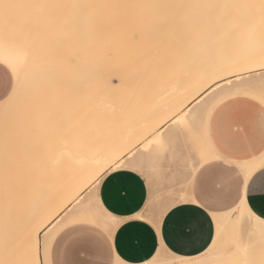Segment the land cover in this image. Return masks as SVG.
Here are the masks:
<instances>
[{
    "label": "bare ground",
    "instance_id": "bare-ground-1",
    "mask_svg": "<svg viewBox=\"0 0 264 264\" xmlns=\"http://www.w3.org/2000/svg\"><path fill=\"white\" fill-rule=\"evenodd\" d=\"M14 1L18 2L16 4H30L36 2L38 3L40 0H18V1L14 0ZM251 1H253L252 3L254 4V2H257L258 0L256 1L251 0ZM251 1L249 2V0H247V2L246 1L244 2H246V4H252ZM141 2L158 3V4L208 3V4L228 5V7L221 6L216 8H153V9L124 7V5H131ZM244 2L234 3L233 0H44L43 3L57 4L64 6L47 8V9L22 7L21 9L24 11L23 13L26 16V18L25 16L22 17L23 21L20 24H24V25L21 26L22 27L25 26L26 28H28L26 30L27 31L29 30V32H30V28L31 30L32 29L37 30L36 32H34L33 35H31L32 31L29 34H25L24 30H21L24 32V35L26 37L22 34H18V36L20 35V37L18 39L16 38L17 41L14 43L17 46L23 47L28 53L27 63L21 69V88L19 90V93L20 95L21 94L24 95V97H21L24 103L23 107L25 105L26 106L29 105L28 106L29 110H33V111H31L32 115H28L25 112L20 111L21 114H23L22 115L23 117L21 115H18L20 113H17L15 111H14L15 113L9 116L7 114L9 110L5 111L6 114L8 115L6 116L5 114V117H7L8 120L10 119V117L12 119V121L10 119L9 124L6 125H11V124L13 125L14 119H16L18 123L19 120L24 121V124L23 122L20 121L19 123V125L21 124L20 126L16 124L17 126H13L12 128L10 126L7 127L8 128L10 127L9 129H11L13 134H17V136L21 138L25 137L24 139L27 140L32 133L37 132L36 127L39 122L38 119L40 118L41 120L42 119L41 117H43L44 119L46 115L52 113L50 111L54 108L52 113L53 116L52 115L49 116H52L57 121L54 122V120L51 119L54 122V126L57 129V132H54V134L52 135L55 136L53 138L52 143H55L53 144V146L54 145L57 146L52 147L51 145L50 147L53 149L56 148L55 151L56 150L58 151V146H59V155L61 157H58V153L55 154V151H53V149H50L54 153L53 154L50 152L51 156L52 155L56 156L55 158H57L60 161V159L62 158V154L65 153V155H67V153L74 151L75 154L72 153L74 155L72 159L74 160L75 155L78 156L77 158H79L78 159L79 161L77 160V158H75L74 161L75 164L79 163L78 164L80 168L79 172H81V169H82V173L86 172L85 166L88 165L89 163L90 164L92 163V165H94L92 168L89 167L94 172L91 173L92 170H90L88 166H86L91 174L79 175V173L77 172L78 170H76L77 173L74 175H79V177L76 178V176H74L73 174L72 177H69L71 174L70 175L67 174L68 172L67 171L65 173V175H69L68 176L69 178H67V176L63 174L64 172L62 173L63 175H61V171H60L64 167L63 164L65 163V161L63 159H65L64 157L65 155L62 158L64 163L62 160L60 161V163H58L55 161L53 156L52 157L50 156V158H48L49 161H47L48 159L47 160L44 159L43 161H45L46 163L45 162L43 163L44 164L48 163V165L51 167L56 164L55 165L56 168L60 166L57 168L58 174L60 171L59 176L58 174L54 175L56 179L58 176V180L59 179L60 180L57 181L52 176H51L52 178H49L51 173L48 179L50 180L52 179L58 182V183L55 182V184L57 185L59 184L58 188H60V186L63 187L64 186L63 183H67L63 188L62 187L60 188V191L62 190V193H60L55 186L51 185L52 183L54 184L53 181H51V184H49V182L48 184L46 182L43 183H46L49 186L51 185L52 186L51 188L55 187V190L52 189L50 190V188L48 189L47 186H45L46 184L42 186L41 184L39 185L38 183L41 182L36 183L37 180L35 179V177L37 178L36 174H38V172L41 170V169L39 170V168L40 167L42 168V164L41 166H39V168L37 167L38 166L37 164L41 162L38 161L39 159L37 160L38 162H36L37 166L34 165L35 169L38 170L32 171L34 166H31L33 167L32 169L28 168L30 173H32V175L34 174V172H36L34 177L35 180L33 181H35L34 183L36 185L38 184L39 186H33L32 184L28 185L30 182H32L31 179H33L31 178V175L29 173L28 174L30 176L27 177L29 179L31 178L30 179L31 181H29L27 185H24L23 184L24 182L26 183L28 182L27 181L28 178L24 177L26 178V181L24 178L21 179L23 175L21 176L19 173L20 172L26 173L28 169L26 168L27 165L25 167L26 164L25 162H24L25 163L24 166L21 164L22 163L21 161L22 160L24 161V159H22L23 157L21 158V156L17 154V150L20 149L21 144H16V145L13 144L11 146H9V144H4L3 147L5 151L11 150L13 153H11L9 159L7 158L8 160L6 162H4L3 164L0 163V171H3L0 172V180L5 181L4 176H6L5 175L7 173L6 171L9 172L13 170V173H15L16 170L17 171L19 170L20 172H16L18 174H15L14 177L12 176L13 177L12 181L14 180V178L16 180L17 178L16 176L20 175L17 178V181L19 180L18 184L19 182H22V185L21 183L20 185H17V183L13 181L14 185L9 186L8 184L12 183L11 181L7 184L8 185L7 188H4L6 186L4 187L2 186L5 190L0 189L2 191V193H0V215L2 214L3 216L0 217V233H1L0 244L3 243V242L1 243V240L4 241L6 235H10L15 238L27 236L32 245L33 253L34 254L37 253L40 244L39 234L45 235L46 231L49 228H52L57 222L59 223V221L66 215V210L70 206H72V204L81 202L83 200V194L89 188H94L96 186V183L98 181L96 180V176L105 173L109 169V165L121 166L122 164H125L124 163L125 158L127 157L129 158L130 155L134 154V151L131 150V147L133 146L134 143L137 142L136 138L138 137V134L136 132L135 133L132 132L134 130L133 126H128L130 128L129 130L128 128L127 129L120 128L119 130L122 131H119L117 135V132H113V130L112 131L110 130V125H111L109 123L110 121L109 122L106 121L108 118L107 119L105 118V117H109V115L106 116L105 114H107L106 113L107 107L109 108L110 106L109 93L112 91L111 90L113 87L112 79L114 78V76L120 75L118 78H120L122 82L120 84L119 79L116 77V84L121 86L123 82H124L123 84L126 86L127 84L126 82H128V80L130 79L129 82L132 81V83L129 82L128 83L130 86L133 85L131 86L132 89L133 88L136 89V86L140 87L139 81L141 82L144 80V79H137L138 83L136 80V78L141 77L140 74L141 69H143V72H141L143 75L148 71L144 75V77H146L147 75L146 78H148V76L150 75L149 69L153 72H156L157 69H160L158 71L160 72L161 75L165 76L164 78L167 79L170 78L171 76L170 80H173V81L168 80V82L167 80L165 81L162 80L163 82H161V80H158L160 78H158L157 82L155 81V83H153L155 86H157L156 83L158 84V81H160L159 83L161 84L160 86L163 87L164 85L168 86L167 87L168 92L170 89H173V95H176L174 97L175 99H173L172 97L174 101H171L172 99L169 100L171 102H174V104H177V107L176 105L169 106V104H172L170 101L169 102L167 101L168 104L166 107L164 103L162 104L163 106L162 105L160 106L162 111L163 109L167 108L166 110L163 111L164 114L166 113L165 111L169 110V112H171V114L173 115H171V117L167 119V116L170 114V113L168 114L167 112L166 114L168 115L166 117H162L161 113L163 112L161 111L160 107H156V105L158 104H156L154 108V110L155 109L158 110H155L154 112L152 108H149V110L151 109L150 110L151 113L149 111L147 112V110L145 109L143 113L144 112L147 113L143 114V119L141 120L142 121L141 124H143V127L139 131L140 134L142 133V135L140 136H143V133L150 131L151 127L160 129L164 127L169 121L171 122V120H177L180 116L181 117L184 116L186 112L184 111L182 112V110L187 105L198 104L202 102L205 98L211 99L214 95H216L215 93L217 92L219 86H221L222 84H226L227 82H229L230 79L235 80L238 79V77H240L241 75L245 76L252 72H256L264 69V63L256 64L257 63L256 61L259 60L258 57L261 58V56L258 53L253 56H248V54L246 55V53H239L240 54V55L238 54L239 56L238 55L232 56L231 54L225 55L222 51H220V47L222 43L225 42L226 44L227 42V44L230 45L234 43L233 40H231L232 37L230 38L228 37V34L234 31V29L230 32L229 30H227V28L230 29L231 27L230 24L236 25L237 21L240 22L241 18L239 16L242 14V11H240L239 9L242 8L240 5H242ZM84 4L91 6L85 8L72 7V5H84ZM242 10L246 11L244 9ZM238 11H240L241 14ZM255 11L253 10L252 12L254 13ZM252 12L251 15L258 17L256 16L258 14L255 13L256 14L255 15ZM31 16H33L36 19L33 20L32 17L31 20ZM235 16L236 18H234ZM253 18L251 22L256 19ZM235 20L237 21L235 22ZM229 22L230 24H228ZM224 26L225 27L228 26V27L225 28ZM226 32L228 33L227 35L225 34L226 35L225 36L224 33ZM233 33L234 32L231 33V36H233ZM226 37L228 38L229 42L227 41V39L222 40L223 38ZM12 39L13 38H11V41H15V39L13 40ZM256 43H259V41H256L255 44ZM258 45L259 44H256V46ZM153 54H155V56ZM150 56L152 57V59L153 58L156 59L155 60L149 59L148 57ZM145 57H147V60L149 59L148 60L149 62L145 60L146 59ZM159 57L161 58L163 57L165 58V60H163V58L158 59ZM143 60L147 62L146 64L147 67L149 68V69L147 68L148 70L146 69L145 66H143L145 67L144 70V68H141L142 66L140 67L139 65V64H143L144 62ZM161 60H163L164 63H162L163 61ZM166 60L168 62H166ZM114 61H115V65L113 64ZM128 61L131 62L132 64L130 63L131 64L130 65L127 63L128 66H126L127 64L125 63V65H122L124 64V62H128ZM153 61H154V66H156L157 69L156 67L154 68V66L148 64V63L153 64ZM239 61L241 65L239 64ZM160 62L162 63V67L160 65ZM158 66L161 68H158ZM122 67L123 68L127 67L126 71L128 72L126 73L128 74L130 73V71L135 73V75L133 74L134 76L133 79L130 78L132 77L131 75L132 73H130V76L126 74L127 76H125L124 79L122 72H124L125 69H121ZM162 71L164 72V74ZM167 72L169 73L171 72L170 76H168L169 74H167ZM138 74H140V77ZM157 75H156L157 77L160 76L159 74ZM153 76L155 75L153 74ZM178 76H180L181 79H179ZM151 77H150V81L153 79V78L151 79ZM175 78L180 80L179 81L180 83L178 82V84L180 85L177 84L178 81L177 79L174 80ZM117 81H119V83H117ZM143 82L146 83L145 80ZM143 82H141V87ZM172 83L174 84V86ZM137 84H139V86ZM148 84L149 86L154 87L153 84L149 83V81ZM246 84L247 83H245V86ZM256 84L258 88L257 87L255 88L256 91L258 90V94H256L255 97H258L260 101L261 98H264V79L261 81L258 80ZM249 85L250 87H252L251 84ZM149 86L148 87L146 86L147 89L145 90L148 91ZM160 86H157L158 90L161 88ZM180 86H181V90H178ZM242 86L240 85V89ZM57 88H59L58 89L59 91L57 90ZM118 88L120 87L118 86ZM157 89L154 90L156 91ZM165 89L166 87L163 90ZM176 89L179 91V93L178 91H176ZM233 89L230 90L233 91ZM240 89L239 92L242 91ZM160 91L159 93H161ZM182 91L186 92L187 97L185 96L184 92H183L184 94L183 96ZM30 92H33V94L34 93L38 94L37 95L38 97L34 102L35 103L34 109L31 108V106L34 104L30 103V99H31ZM153 92L154 91H152V93ZM230 93L229 94L226 93L225 95L220 94L221 96L218 94L216 95L218 96V99L216 98V96L215 99L213 97L215 103H213L212 100L210 101V103L212 102L213 106H215L218 103L222 102L225 98H227L230 95ZM234 93L235 92H232L231 94L234 95ZM243 93H245V91ZM36 94L34 95L36 96ZM168 96L169 95H167V97ZM31 97H33L32 94ZM18 98L20 99V96H18ZM17 101L15 104L20 103L21 105V102L17 103ZM31 101L33 100L31 99ZM52 104L54 105V107L52 106L53 108H51ZM12 105H14V103H12ZM49 105L50 107H48ZM57 105L58 108H56ZM17 106L15 108H17ZM46 107L48 108V110ZM4 108L5 106L0 108V116H3V118H4L3 115ZM171 108L172 110L170 111ZM90 110L93 111V115H91V118L88 116L89 118L86 119L85 117L86 115H88L87 113L89 114L91 113ZM158 111H160V113ZM26 112L28 113V111ZM156 112H158L157 114L160 115V117L157 115L159 118L162 117L164 119H158L157 116L152 114V113L156 114ZM148 113L152 114L151 116L152 118L153 115L156 117L153 118L156 121L154 126L151 124V121H148L152 119L150 118V114L148 115ZM16 114L18 115L17 117ZM36 114L38 115L41 114V117H38V115ZM25 115H27L26 116L27 118L26 117L24 118ZM34 115L37 116L35 118L36 120L33 118ZM20 117H22L24 120H22ZM0 118L2 119V117ZM165 118L167 120H165ZM1 119L0 121H2ZM207 120L208 117L205 118L204 121L205 126ZM126 130H128L129 132ZM110 131L111 134L115 133V135L112 134L115 137H113L112 135L109 137ZM158 134L159 131H156L149 137V139L152 140L158 137L159 136ZM111 137L115 139V142H113L114 139L111 140ZM106 138L113 142L112 147H110L111 145L108 144L110 142L109 141L107 142ZM7 139L8 138H6V140ZM8 140H10V138ZM100 140H103V143L105 140V145L104 146L101 145L102 148L97 147V144H99L98 142L102 144ZM61 141L62 142L64 141V143H66L65 146L66 151H64L63 153L62 151L65 149H63L64 147L62 148L59 145ZM94 141H96L97 144L94 143ZM100 144L98 145L99 147ZM112 148L114 150L115 149L117 150V148H119L118 154H121L119 165H115L112 162L108 161V159H106V156L109 155V153H111L112 151H114L112 150ZM113 153H116V151ZM96 154L97 156H95L94 158L90 157L91 155L94 156ZM71 156L69 157L66 156L67 158H69L70 162H72ZM19 158L22 160L19 161L20 160ZM49 162L52 165H50ZM57 163L60 165H58ZM61 164L63 167H61ZM69 164L67 165L68 167L71 166ZM80 164L83 165V168H81ZM262 164H264V159H262L261 157L253 161V163L246 165L244 171L247 172L248 175H250L252 170H256L258 167H261ZM21 167H23L24 170L26 171H23V169L20 170ZM50 168L49 167L44 168L45 170L47 169V171L44 170L46 174L47 173L49 174V172H52L53 174V171L56 170L54 167L53 169ZM48 169L51 171H49ZM65 169H70V167L69 168L65 167ZM65 169H63V171H66ZM71 171L74 173L73 170ZM42 173H39L38 175L40 178V179L38 178L39 180H41L42 179L41 177L45 174L43 171ZM60 175L62 176L63 179H65L62 180V182ZM43 177L47 178V175ZM66 178L68 182L66 181ZM71 179L72 180L75 179V180L72 181ZM68 183L71 184L69 185ZM3 184H1L0 182V186ZM8 187L10 189H8ZM54 191L58 193H54ZM237 209L239 210L235 209L229 213L215 217L216 235L213 243L215 242L216 245L219 243V240L222 238V232L226 230L225 228H227L225 227L227 222H233L235 225L236 222L234 221L238 222V220L239 221L244 220L245 216L251 217L252 215L244 204L240 205ZM253 219L254 218H252V220ZM1 221H5L6 223L5 222L4 223L6 225L9 222L10 226L3 225L4 227H2L1 224H3V222ZM241 223H243V221L237 223L240 225L237 226L241 227V225H243ZM260 230H256V231H259L258 233L260 234L261 232ZM4 232L6 235L4 234ZM262 233L259 236V238H257L258 241L256 242L259 243L264 242L263 239L264 236L262 235ZM259 234L255 236H258ZM254 238L256 239V237ZM253 242L256 243L255 241ZM2 246L3 244L0 247ZM237 248H238V244H237ZM246 249L248 250V248ZM164 258H165L164 256H155L153 260H151L149 263L146 264H150V263L170 264L168 262L169 260ZM175 260L176 261H174L171 264H204L205 261L202 257L193 260H185L180 258H176Z\"/></svg>",
    "mask_w": 264,
    "mask_h": 264
},
{
    "label": "crops",
    "instance_id": "crops-1",
    "mask_svg": "<svg viewBox=\"0 0 264 264\" xmlns=\"http://www.w3.org/2000/svg\"><path fill=\"white\" fill-rule=\"evenodd\" d=\"M263 79L264 69L243 76L235 88H231L233 91L229 89L234 95L230 93L229 98L207 113L196 111L192 119L188 118L181 125L172 127L175 120H171L160 128L164 132L163 149L160 145L153 153L143 152L132 158L129 167L114 166L103 173L96 186L83 194L79 203L86 206L78 208L75 205L79 203L72 204L59 223L46 231L50 240L44 246L39 245L40 260L45 264H114L116 260L146 264L155 256L193 260L203 257L205 244L213 243L215 217L242 204L252 214L247 232L253 235L250 245L245 242L242 246L248 250L242 249L244 253L236 256L258 259L264 252V244L253 241L262 232L264 236V229L256 221L264 215V192L250 193L241 204L236 198L238 179L233 165L244 162L249 165L264 155L260 134L264 104L255 97L258 94L256 83ZM240 85L244 87L240 89ZM239 89L245 93H240ZM195 105H187L182 112L190 115ZM208 112L214 113V118L211 122L207 120V127L204 123L203 128H199L198 124L205 121ZM117 169L120 175H116ZM260 169L252 170L249 175L257 185L261 180ZM209 173L223 185V194L204 200L206 207L190 203L189 200L196 197L203 199L197 177ZM142 212L144 217L140 219ZM152 219H158L160 229L153 227ZM192 220L197 224L198 243H182L188 234L184 225ZM240 221H234L235 225L240 226L237 224ZM256 230H260V234Z\"/></svg>",
    "mask_w": 264,
    "mask_h": 264
},
{
    "label": "rangeland",
    "instance_id": "rangeland-1",
    "mask_svg": "<svg viewBox=\"0 0 264 264\" xmlns=\"http://www.w3.org/2000/svg\"><path fill=\"white\" fill-rule=\"evenodd\" d=\"M5 3H11V4H16V3H18V2H15L14 0H3ZM18 1V0H17ZM234 1V3H237V2H244V1H246L247 2V0H233ZM237 1V2H236ZM251 0H249V2H250ZM254 1H256V0H254ZM15 2V3H14ZM40 3L42 2H44V0H40L39 1ZM246 2H244L245 4H246ZM253 1H251V3H252ZM37 3V2H36ZM242 4V5H245V4ZM259 3V0L257 1V2H254V4H258ZM253 4V3H252ZM242 7V6H241ZM22 7H13V8H10V9H7V10H2V9H0V34H4V33H7L8 34V36H9V38L11 37V38H13V39H15V41H11L12 43H15L16 41H17V39L20 37V35L18 36V34H22V35H24V32H25V34H29V33H31V31H32V33H31V35H33L34 34V32H36L37 30H35V29H32L31 30V28H30V32H29V30L27 31L26 29H28V28H26L25 26L24 27H22L21 25H24V24H20L22 21H23V16H25L24 15V11L21 9ZM246 7H242L241 9H239L240 11H242V14H241V12L240 11H238L241 15L239 16L240 18H241V20H240V22L241 21H251L252 20V18L253 17H255V16H253V15H251V12L254 10H256V9H253V10H251L250 8H246ZM14 9V10H13ZM18 11H17V10ZM23 9H25V8H23ZM242 9H244V10H246V11H243ZM2 10V11H1ZM16 10V11H15ZM35 10V9H34ZM248 10V11H247ZM251 10V11H250ZM22 11V12H21ZM3 12V13H2ZM9 13V14H8ZM249 13H250V15H249ZM253 13V12H252ZM258 14V11H255L253 14ZM4 14H5V16H4ZM20 14V15H19ZM255 14V15H256ZM12 15V16H11ZM35 15V14H34ZM247 15V16H246ZM238 16V15H237ZM245 16H246V19H245ZM256 16H258V17H255V18H253V19H255V20H253L252 21V23L258 28V26H259V24H260V18H259V14L258 15H256ZM32 17L33 16H31V20H32ZM248 17V18H247ZM25 18H26V16H25ZM234 18H236V16L234 17ZM238 18V17H237ZM3 19V20H2ZM34 19H36V18H34L33 17V20ZM12 20H14V21H12ZM30 20V21H31ZM230 20V19H229ZM228 20V21H229ZM2 21V22H1ZM237 20H235V22H236ZM3 22H4V24H3ZM32 22V21H31ZM35 22V21H34ZM240 22H236V25H238ZM6 24H8V25H6ZM10 24V25H9ZM228 24H230V22L228 23ZM5 25H6V27H5ZM225 25V24H224ZM235 24H230V29H228L227 27H225V28H227V30H229L230 32L234 29V31H235V27H236V25L234 26ZM258 25V26H257ZM12 27V29H11V27ZM20 27V28H19ZM24 28V29H23ZM21 30H24V32L23 31H21ZM223 30V29H222ZM224 30H226V29H224ZM17 31H18V33H17ZM234 31H232V32H234ZM21 32V33H20ZM23 32V33H22ZM231 32V33H232ZM17 33V34H16ZM227 33L228 32H226V33H224V35L226 34L227 35ZM231 33L230 34H228V37L230 38V37H232L231 36ZM224 35H222V36H224ZM225 35V36H226ZM258 35V34H257ZM25 36V35H24ZM26 37V36H25ZM11 38H10V40H11ZM17 38V39H16ZM258 38V39H257ZM256 39V41H259V35H258V37H257ZM12 39V40H13ZM227 39V41L229 42V40H228V38L226 37V38H223L222 40H226ZM231 40H232V38H231ZM255 41V42H256ZM224 42V41H223ZM231 43V42H230ZM256 44H259V43H256ZM230 44H227V42H226V44H225V42L224 43H222L221 44V47H220V51H222L225 55H228V54H231L232 56H237L239 53H246V55L248 54V52H247V50H246V47H244V46H238L237 44H234V43H232L230 46H229ZM153 47V46H152ZM228 48V49H227ZM257 48H258V46H257ZM154 56H155V54H153ZM240 55V54H239ZM238 55V56H239ZM243 55V54H242ZM152 56V55H151ZM150 56V57H151ZM153 56V57H154ZM244 56V55H243ZM242 56V57H243ZM249 56V55H248ZM150 57H148L149 59H152V57L150 58ZM158 57V56H157ZM146 58V59H145ZM145 58H143V59H145L146 61H148L147 60V57H145ZM161 57H159L158 59H160ZM163 58V57H162ZM161 58V59H162ZM166 58H169V57H166ZM154 60L156 59V58H153ZM152 59V60H153ZM157 59V60H158ZM255 59V58H254ZM257 59V58H256ZM258 59L259 60H257L256 62V64H263L264 63V59H262V58H260V57H258ZM145 60H143L142 62H143V64H139L140 65V67L141 68H144V70H145V67H146V69L148 68L147 67V62L145 61ZM163 60H165V58H163ZM163 60H161V61H163ZM141 62V61H140ZM139 62V63H140ZM149 62V61H148ZM166 62H168L167 60H166ZM169 62H170V60H169ZM259 62V63H258ZM125 63L127 64H130L131 62H124V64H122V65H125ZM150 63H151V60H150ZM150 63H148L149 65H152V66H154V61H153V64H150ZM162 63H164V61L162 62ZM162 63L160 62V65H161V67H162ZM114 65H115V61H114V63H113ZM128 64L126 65V66H128ZM132 64V63H131ZM130 64V65H131ZM159 64V63H158ZM157 64V65H158ZM169 64V63H168ZM239 64H240V61H239ZM148 65V66H149ZM155 65H156V63H155ZM165 65V64H164ZM241 65V64H240ZM143 66H145V67H143ZM124 67V66H123ZM121 68V69H125V71L124 70H122V71H124V72H122V71H120V72H122L123 73V77H124V79H125V76H127L126 74H128V73H126V72H128V71H126V68L127 67H125V68ZM156 66H154V68H155ZM161 67H159L158 66V68H161ZM149 69V68H148ZM147 69V70H148ZM151 69H153V68H151ZM156 69H157V67H156ZM155 70V69H154ZM158 70H160V69H157V71L156 72H159ZM130 71V70H129ZM141 72H143V69H141L140 70ZM140 72V74H141V77H140V74H138L139 75V77L140 78H136V80L137 79H144L145 81H146V83H144L143 81H141V82H143L147 87L149 86V84H148V81H149V83H151V84H153V83H155V81L157 82V79L158 78H160V79H158V80H161V82H163V81H165V80H167V82H168V80L169 81H173V80H170L171 79V76H170V74H171V72L169 73V72H167V74H169L168 76H170V78H164L165 76H163V75H161L160 74V72L159 73H156V72H153V71H151L150 69H149V76L151 77V81H150V77L148 76V78H146L147 77V75H146V77H144V75L148 72H146L144 75L142 74ZM145 72V71H144ZM163 72V71H162ZM130 73H132L131 75H132V77H130V78H132L133 79V74L135 75V73L134 72H131L130 71ZM130 73L128 74L129 76H130ZM151 73H152V75H151ZM166 73V72H165ZM176 73V72H175ZM174 73V74H175ZM120 74V73H119ZM153 74L155 75V76H153ZM157 74H159L160 76L159 77H157L158 75ZM163 74H164V72H163ZM166 74V75H167ZM122 75V74H121ZM157 75V76H156ZM177 75V74H176ZM175 75V76H176ZM120 75H118V76H114V78L112 79V86L114 87V89H113V87H112V91L109 93L110 95H109V101H110V106H109V108L107 107V114H105L106 116H108L109 115V117H105L107 120L106 121H110L109 123L111 124L110 125V130L112 131L113 130V132H117V135H118V133H119V131H122V130H119L120 128H123V129H127L128 128V130L130 129L128 126H133V128H134V130L132 131V132H136L137 134H138V137L136 138L137 139V142L136 143H134L133 144V146L131 147V150H133L134 151V154H132V155H130L129 156V158L125 161L124 160V163L125 164H122L121 165V167L120 168H122L123 167V165L125 166L126 165V167H129L130 165H132V162H130L131 160H133L134 158H135V156H138V155H142L143 154V152L144 153H146V154H150V153H153L160 145V149H163V147H164V145L162 146V135H164V132H161V130L160 129H157V128H152L151 127V129H150V131H148V132H146V133H143V136H140V135H142V133L140 134L139 133V131H140V129L143 127V124H141V120L143 119V114H146L148 111L150 112V110H149V108H152V110H153V112L155 111V110H158V109H155L154 110V108H155V105L156 104H158V105H156V107H160L163 103H164V105H165V107L167 106V101L169 102L171 99H172V97H173V99H175L174 97L176 96V95H173V89H170L169 90V92H168V89H167V87L168 86H165L164 85V87L163 86H160L161 84H159L160 83V81H158V84L156 83V85L157 86H160L161 88L158 90L157 89V86H155L154 84H153V86L154 87H152V86H149V88H148V91L147 90H145V89H147V87L142 83V87H141V82L139 81V83H140V87H137L136 86V89H132V87L131 86H133V85H129V83H132V81H130L129 82V80H128V82H126L127 84H126V86L122 83V86H124V87H122L121 85H118V84H116V77L118 78ZM143 76V77H142ZM167 76V77H168ZM174 76V77H175ZM244 75H241L240 77H238V79H230L229 80V82H227L226 84H222L221 86H219V88H218V90H217V92L215 93L216 95H225L226 93H229V89H231L232 87H234L235 85H237L241 80H242V77H243ZM246 76V75H245ZM135 77H137V76H135ZM179 77V79H181L180 78V76H178ZM4 78V72H3V70L2 69H0V80H2ZM121 78H122V76H121ZM240 78V79H239ZM119 79V81H120V84H121V80H120V78H118ZM117 79V80H118ZM177 78H175L174 80H176ZM179 79H177L178 81H177V84H178V82L180 81ZM127 80V79H126ZM163 80V81H162ZM119 81H117V83H119ZM134 81V80H133ZM137 83H138V80H137ZM173 83H176V82H173ZM172 83V84H173ZM180 83V82H179ZM148 84V85H147ZM116 85H118L120 88H118V86H116ZM135 85H136V83H135ZM138 86H139V84H137ZM144 85V86H143ZM162 85H163V83H162ZM167 85H169V84H167ZM178 85H180V84H178ZM173 86H174V84H173ZM115 87H117V88H115ZM144 87V88H143ZM166 87V89L165 90H163L164 88ZM172 88V87H171ZM59 88H57V90H58ZM154 89H157L156 91L154 90ZM161 90V91H160ZM178 90H181V86L178 88ZM177 89H176V91H178ZM59 91V90H58ZM57 91V92H58ZM152 91H154L153 93H152ZM159 91L161 92V93H159ZM175 91V92H176ZM35 92V91H34ZM56 92V93H57ZM156 92V93H155ZM166 92H168V93H166ZM183 92H184V94H185V96L187 97V95H186V92L185 91H182V94H183ZM23 93V92H22ZM72 93V92H71ZM155 93V94H154ZM159 93V94H158ZM178 93H179V91H178ZM31 94H32V96L33 97H31ZM34 94H36V93H34ZM33 94V92H30V98L33 100V101H31V99H30V103L32 104H34V105H32L31 106V108H35L34 106H35V101H36V99H37V95L38 94H36V96ZM48 94V93H47ZM73 94V93H72ZM180 94H181V92H180ZM179 94V95H180ZM184 94H183V96H184ZM49 95V94H48ZM69 95V94H68ZM146 95H149V96H146ZM167 95H169L168 97H167ZM216 95H214L213 97H214V99H215V96ZM220 95V96H221ZM18 96H20V99L18 98V101H17V103H19V102H21V105H20V103L19 104H15L16 102H14V105H12V104H10L11 105V107H10V105H9V107H7L6 108V110H5V108H4V118H3V116H0V117H2V121H0V163L1 164H3L4 162H6L9 158H10V155H11V153H13L11 150L10 151H5V149H4V147H3V145L4 144H9V146H11V145H13V144H21L20 146V149L19 150H17V154L18 155H20L21 156V158L22 159H24V161L22 160V159H18L19 161H21L22 163V165L24 166V164H25V167H26V165H27V169L29 168V169H32L33 167H31V166H37L38 168H39V166H41V164H42V168L40 167L39 168V170L41 169H43L42 171L45 173V171H47V169L45 170L44 168H46V167H51V166H49L48 165V163L47 164H44L43 162H45V161H43L44 159H48V158H50V156H51V153H53L52 152V150H50V149H53V148H51L50 146L52 145V147H56L57 145H54L53 146V144H55V143H52L53 142V138L55 137V136H52L53 134H54V132H57V129H56V127L54 126V122L56 121V119H54L52 116V113H53V110H54V105L52 104L51 105V108H53L50 112H52L51 114H48V115H46V119L44 120L43 119V117H41V114H36V115H38V117H41L42 119L40 120V118L38 119V124H37V132L36 133H32L31 134V136H29L28 137V139L26 140V139H24L23 137V139L21 138V137H18L17 136V134H13L12 133V131H11V129H9L10 127L12 128L13 126H17L16 124H18V126H20L19 125V123H20V121L21 120H19V123L17 122V120L16 119H14V124L12 125H6V124H9V120L11 119V117H10V119L8 120V118L7 117H5V114H6V112L5 111H7V110H9V112L7 113L9 116H11V114H13V113H15V112H17V113H20V114H18V115H23V114H21V112H25L26 114H27V112L26 111H28L29 110V105L28 106H24L23 107V105H24V103H23V101H22V98L21 97H24V95L23 94H21L20 95V93H19V95ZM152 96V97H151ZM162 96V97H161ZM36 97V98H35ZM213 97L211 98V99H209V98H205L202 102H200V103H198L197 105H195V107L192 109V113H190V115H188V112H186L185 113V115L184 116H180L177 120H175V122H173V125H172V127H175V126H177V125H181L182 123H185V121L188 119V118H190V119H192L194 116H195V112L196 111H199L200 113H203V112H205L206 113V111H208L211 107H213V103H215V101L213 100ZM65 98H66V96H65ZM69 98V97H68ZM168 98V99H167ZM216 98L218 99V96H216ZM71 99V98H70ZM163 99H165V100H163ZM167 99V100H166ZM170 99V100H169ZM171 100V101H174V100ZM73 100V99H72ZM158 100V101H157ZM212 100V102L210 103V101ZM71 101V100H70ZM156 101V102H155ZM163 101H165V102H163ZM170 101V102H171ZM3 102L2 101H0V108L1 107H3L4 105L2 104ZM28 103V102H27ZM166 103V104H165ZM172 104H169V106H173V105H176V107H177V104H174V102H171ZM30 104V105H31ZM51 104V103H50ZM209 104H211V105H209ZM19 107H18V106ZM154 105V106H153ZM181 105V104H180ZM17 106V108H15ZM20 106H21V108H20ZM53 106V107H52ZM153 106V107H152ZM163 106V105H162ZM48 107H50V105L48 106ZM182 107H184V106H182ZM181 107V108H182ZM19 108V109H18ZM26 108H28V109H26ZM47 108V107H46ZM51 108H49V109H51ZM56 108H58V105L56 106ZM163 108V107H162ZM168 108H170V107H168ZM174 108H175V106H174ZM173 108V109H174ZM12 109H14V110H12ZM17 109V110H16ZM22 109V110H21ZM25 109V110H24ZM145 109L147 110V112H144L143 113V111H145ZM160 109H161V107H160ZM167 109V108H166ZM166 109H163V111L164 110H166ZM19 110V111H18ZM47 110H48V108H47ZM172 110V108L170 109V111ZM15 111V112H14ZM21 111V112H20ZM31 111H33V110H31ZM91 111V110H90ZM105 111V110H104ZM161 111H162V109H161ZM162 111V112H163ZM50 112H47V113H50ZM99 112V111H98ZM159 113H160V111H158ZM158 112H156V114L155 113H152V114H154L155 116H159L160 117V115L159 114H157ZM166 113L168 112V114H164V112L163 113H161V116L162 117H166L167 115V119H169V117H171V115H173V114H171V112H169V110H167V111H165ZM95 113H96V111H95ZM101 113V112H100ZM103 113V112H102ZM151 113V112H150ZM150 113H148V115L150 114ZM6 114V116H8ZM43 114V113H42ZM88 115H86V119H88L89 117L91 118V115H93V111H91V113L89 114V113H87ZM152 114H150V118H152L151 116H152ZM163 114V115H162ZM15 115V114H14ZM13 115V116H14ZM17 114H16V117L18 116ZM36 115H34V119L37 117ZM49 115H52V116H49ZM147 115V116H148ZM153 115V118L155 117ZM27 115H25L24 116V118L26 117ZM89 116V117H88ZM157 116V118L158 119H164V118H159ZM192 116V117H191ZM15 117V118H16ZM23 117V116H22ZM22 117H20L22 120H24ZM50 117H52V118H50ZM149 117V116H148ZM7 118V119H6ZM14 118V117H13ZM19 118V117H18ZM27 118V117H26ZM32 118V119H33ZM49 118V119H48ZM152 118V119H153ZM156 118V117H155ZM54 120V122L52 121V120ZM150 119V120H148V121H151V124L154 126V124H155V120L153 119ZM166 118H165V120H167ZM26 120V119H25ZM36 120V119H35ZM51 120V121H50ZM6 121H8V122H6ZM11 121H12V119H11ZM11 121H10V123H11ZM16 121V122H15ZM3 122V123H2ZM21 122H23V124H24V121H21ZM33 122H35V121H33ZM57 122V121H56ZM2 123V124H1ZM36 123H37V121H36ZM108 124V123H107ZM2 125V126H1ZM3 125H5V126H3ZM7 126H10L9 128L7 127ZM198 126H199V128H203V126H204V122H200L199 124H198ZM132 128V127H131ZM147 128V127H146ZM171 128V127H170ZM5 129H6V131H5ZM153 129H154V131H153ZM10 130V131H9ZM128 130H126V131H128ZM111 131H110V134H109V137L113 134V135H115V133H112L111 134ZM156 131H159V136L158 137H156V138H154V139H152V140H150L149 139V137L153 134V133H155ZM193 130L190 128V134L192 135V132ZM16 132V131H15ZM124 132V131H123ZM129 132V131H128ZM149 132H152V133H149ZM149 133V134H148ZM112 135V136H113ZM10 136V137H9ZM13 137H14V139H13ZM113 137H115V136H113ZM6 138H10V140H6ZM19 138H21V139H19ZM107 139V138H106ZM112 139H114V138H112L111 137V140ZM157 139V140H156ZM6 140V141H5ZM19 140V141H18ZM111 140H109V139H107L106 141L108 142H110V143H108L109 145H111L110 147H112V145H113V142H115V139H114V141L112 142ZM116 140H117V138H116ZM101 141V143L102 144H100V142H98L99 144H100V147L98 146L99 144H97V142L96 141H94V143H96L97 144V147L98 148H102L101 147V145H105V140H104V143H103V140H100ZM66 142V141H65ZM134 142H135V140H134ZM147 143V144H146ZM63 144V145H62ZM63 149H65V146H66V143H64V141L62 142H60V144H59ZM144 145V146H143ZM96 146V145H95ZM50 147V148H49ZM202 147H203V145H202ZM55 149L56 148H54L53 149V151H55ZM50 150V151H49ZM112 150H114L113 148H112ZM130 150V151H131ZM64 151H66V149L65 150H63L62 151V153L64 152ZM116 151V153H117V155H116V153H113V152H115ZM51 152V153H50ZM61 152V151H60ZM69 152V151H68ZM118 152H119V148H117V150L115 149L114 151H112L111 153H109V155H107L106 156V159H108V161H110V162H112L113 163V161H116V160H120L121 159V154H118ZM58 153V157H61L60 155H59V146H58V151L56 150L55 151V154H57ZM70 153H71V155H70ZM75 154L74 153V151L72 152H69V153H67V155H65V153L64 154H62V158H63V156L65 157V159H63L64 161H65V163H64V161L62 160V158L60 159V161L62 160L63 161V166H62V164H61V167H63L62 168V170H60L61 171V175H65V173L67 172V174H71L70 176L69 175H65V176H67V178H69V177H72V174L74 175V174H76L77 172L79 173V175L81 174V175H83V174H85V175H89V174H91V173H93L94 171L92 170V169H90V168H92L94 165H92V163L90 164H88V165H86V166H88V168L90 169V170H92L91 171V173H90V171H89V169H87V167L85 166V171L86 172H84V170H83V172L84 173H82V169H81V172H79V170H80V168H79V163L78 164H75V158H77L78 156H76L75 155V158H74V160L72 159V157L74 156L73 154ZM77 153V152H76ZM101 153V152H100ZM46 154V155H45ZM47 154H50V155H47ZM54 154V153H53ZM69 154V155H68ZM80 154V153H79ZM53 156V158L55 159V161L56 162H58V163H60V161L57 159V158H55L56 156H54V155H52ZM51 156V157H52ZM66 156H71V161L72 162H70L69 161V158H67ZM81 156V155H80ZM95 156H97V154L96 155H91L90 157H95ZM199 156V155H198ZM47 157V158H46ZM200 157V156H199ZM8 158V159H7ZM119 158V159H118ZM131 158V159H130ZM133 158V159H132ZM39 159V160H38ZM41 159V160H40ZM52 159V158H51ZM50 159V160H51ZM53 159V160H54ZM79 158H77V160H78ZM81 159V158H80ZM101 159V158H100ZM41 161L40 163H36V162H38V161ZM68 160V161H67ZM76 160V161H77ZM47 161H49V159L47 160ZM54 161V162H55ZM74 161V162H73ZM79 161V160H78ZM25 162V163H24ZM51 162V161H50ZM50 162H49V164H50ZM54 162H53V164H54ZM46 163V162H45ZM57 163V164H58ZM70 163V164H69ZM72 163V164H71ZM77 163V162H76ZM37 164V165H36ZM71 165V166H69L70 167V169H65V167L66 168H69L67 165ZM83 164V163H82ZM44 165V166H43ZM46 165H48V166H46ZM50 165H52V164H50ZM56 165V164H55ZM52 166L50 169H53V167L56 169V170H52L53 171V174H52V172H49V174L47 173H45L43 176H45V175H47V180L42 176L41 178V180H39L40 178H39V173H42V171L40 170L39 172H38V174H36L37 175V178L35 177V173L36 172H34V176L32 175V173H30V171H29V169H28V171H26V170H24V168L23 167H21L20 168V170L21 169H23V171H26V173H27V175H26V173L24 172H20L19 170L17 171L16 170V172H20L19 174L22 176V178L21 179H23L24 177H26V178H28L30 175H31V178H33V179H31L32 180V182L34 183L35 181H33V180H35V179H37L36 180V183L37 182H41V183H38L39 185L41 184V186L42 185H45L46 183L48 184V182H49V184H51V181H53L54 182V184H55V180H57V181H59L58 180V176H59V174H60V171H59V174L57 173L58 171V167H60V166H58L57 168H56V166ZM58 165H60V164H58ZM78 165V166H77ZM81 165V164H80ZM35 166H34V168L32 169V171H36V170H38V169H35ZM46 166V167H45ZM112 167H114V166H112ZM111 167V168H112ZM74 168H76V169H74ZM81 168H83V165H81ZM9 169V168H8ZM13 169V168H12ZM59 169H61V168H59ZM63 169H65L66 171H63ZM45 170V171H44ZM49 170V169H48ZM71 170H73L74 171V173L71 171V173H70V171ZM76 170H78L77 172H76ZM49 171H51V170H49ZM89 171V172H88ZM0 172H3V171H0ZM7 173L5 174L6 176H4V180L5 181H1L0 180V182H1V184H3L4 182V184L3 185H1L0 186V189H4V188H7V186L9 185V186H13L14 185V183H13V181L15 182V183H17V185H20V183H21V185H22V182H19V184H18V181H17V178L20 176H16L17 178H16V180H15V178H14V180L12 181V179H13V177L15 176V174H18V173H16L15 171V173H13V170L12 171H6ZM55 172V173H54ZM64 172V173H63ZM30 175H29V174ZM50 173H51V175H50ZM63 173V174H62ZM43 174V173H42ZM56 174H58V176H57V179L55 178V176L54 175H56ZM11 177H10V176ZM25 175V176H24ZM49 175H50V177H49ZM60 175V177H61V182H62V180H65V179H63L62 178V176ZM79 175H74V176H76V178L77 177H79ZM8 176V177H7ZM13 176V177H12ZM28 176V177H27ZM54 177L55 178V180H50V179H48V177L49 178H52V177ZM69 176V177H68ZM34 177H35V179H34ZM59 177V178H60ZM102 177V176H101ZM26 178H24L25 179V181H26ZM39 178V179H38ZM67 178H66V181H67ZM75 178V177H74ZM75 178V179H76ZM8 179V180H7ZM21 179H20V181H21ZM29 179V178H28ZM27 179V183L26 182H24L23 184L24 185H27L28 183H29V181H31L30 179L28 180ZM44 179V180H43ZM74 179V180H75ZM39 180V181H38ZM49 180V181H48ZM69 180V179H68ZM72 180V179H71ZM74 180H72V181H74ZM8 181V182H7ZM12 181V183H10V184H8L9 182H11ZM72 181H70V182H72ZM3 182V183H2ZM32 182H30L28 185H33V186H39L38 184L36 185L35 183V185L32 183ZM43 182H46V183H43ZM68 182V181H67ZM26 183V184H25ZM56 183H58V182H56ZM8 184V185H7ZM45 185V186H47V188L49 189L50 188V190L52 189V190H55V187L58 189V191L60 192V193H62V190L60 191V188L62 187V186H60V188H58L59 186V184L57 185V184H51L52 186H55V187H53V188H51L52 186L50 185ZM61 184V183H60ZM65 184H67V183H63V185L65 186ZM69 184V183H68ZM71 184V183H70ZM69 184V185H70ZM62 185V184H61ZM4 186H6V187H3ZM63 186V187H64ZM62 187V188H63ZM8 189H10L9 187H8ZM5 190V189H4ZM57 191V190H56ZM7 192V191H6ZM73 192V191H72ZM0 193H2V191L0 190ZM54 193H58V192H55L54 191ZM2 195V194H1ZM2 197V196H1ZM75 206H78V208H83L84 206H86V203H79V204H77V205H75ZM239 207V206H238ZM237 207V208H238ZM237 208H235L236 210H239V209H237ZM224 214V213H223ZM2 216V214L0 215V217ZM3 217V216H2ZM1 222H3V224H1V226L2 227H4L3 225H6L5 223V221H1ZM5 222V223H4ZM250 223H252V221H251V219L249 218V217H245L244 218V221H243V225H241V227H237L236 225H234V223L233 222H227V224H226V226L225 227H227V228H225L226 230H224L223 232H222V240L216 245V248H215V251L212 253V255L211 256H206L205 254L203 255V259L205 260V259H209V260H215V259H228L229 257L228 256H226V250H231V252H232V257L231 258H236L237 256V254H235V253H241V249H243V248H240V247H242L243 246V244L245 243V242H247L248 244H250V233L249 232H247V228L249 227V225H250ZM8 226H10V224H9V222H8V224H7ZM6 225V226H7ZM5 226V227H6ZM236 226V227H235ZM233 227H235V228H233ZM1 234V233H0ZM4 234H5V232H4ZM4 234H2V235H4ZM226 234V235H225ZM1 235V236H2ZM6 235V234H5ZM236 235V236H235ZM4 237V236H3ZM3 237H2V239H3ZM1 239V238H0ZM39 240H40V246H41V244L44 246V245H46V242L47 241H49L50 240V238H49V236L46 234V235H40L39 234ZM2 242H4V241H2L1 240V243ZM238 242V243H237ZM242 242H244V243H242ZM255 242H256V240H255ZM222 243V244H221ZM3 244V243H2ZM2 244H0V246L2 245ZM233 244V245H232ZM237 244H239L240 246H239V249L241 250H239V249H237L236 247H237ZM263 244H264V242H263ZM222 245V246H221ZM225 245V246H224ZM2 248H3V246L2 247H0V250L2 251ZM238 250V251H237ZM0 251V252H1ZM38 255H39V258H40V250H38ZM218 256V257H217ZM165 257V256H164ZM166 258V257H165ZM164 258V259H165ZM166 259H168L169 261V263L171 264V263H173L174 261H176L174 258H166ZM43 264H45V263H43ZM150 264H155V263H150Z\"/></svg>",
    "mask_w": 264,
    "mask_h": 264
},
{
    "label": "snow or ice",
    "instance_id": "snow-or-ice-1",
    "mask_svg": "<svg viewBox=\"0 0 264 264\" xmlns=\"http://www.w3.org/2000/svg\"><path fill=\"white\" fill-rule=\"evenodd\" d=\"M64 5L50 4V3H30V4H11L4 3L0 0V9L7 10L13 7H26V8H36V9H47L54 7H62ZM91 5H72L76 8L90 7ZM228 7V5L219 4H208V3H180V4H158L141 2L131 5H124V7L142 8V9H153V8H216V7ZM242 7L256 9L259 14L260 24L258 28L251 21H241L235 27V31L232 36V40L238 46L246 47L249 56L256 55L257 53L264 59V0H259L258 4H245L240 5ZM257 34L259 35V45L258 48L255 44ZM28 53L21 47L17 46L11 42L7 33L0 34V69L4 72V78L0 80V101L3 102L5 108L10 104L18 100L19 90L21 88V69L27 63ZM261 103L264 104V98H261ZM28 115H32L31 110H28ZM214 118V113H209L208 120ZM260 134L262 142H264V114L261 115L260 121ZM264 159V155H262ZM115 165H119V160L113 162ZM247 162L238 163V165H233V171L236 172L238 179V185L236 187V198L241 201V204L248 195L255 191L264 192V164L261 165V180L259 185L255 183L254 177H249L247 172L244 171ZM112 165H109L111 169ZM243 173V174H242ZM101 175L96 176V180L101 179ZM116 175H120L119 169H117ZM110 177L109 179H112ZM200 185L201 192L203 194V199L201 197H196L190 199L189 202L193 204H199L207 206L204 204V200L211 199L215 196H219L222 193L221 189L223 185L219 183L216 177L209 174H202L197 177ZM241 189L243 194L241 195ZM229 195L232 193L229 192ZM251 215V214H250ZM143 212L140 214V219H143ZM258 225L261 229H264V215L256 218ZM152 225L155 229H160V223L158 219H152ZM184 230L188 233L182 240V243L186 244H196L198 243L197 236V224L195 220H192L188 224L184 225ZM111 237V231L109 232V238ZM216 244L204 245V252L206 256H211L215 251ZM109 251H111V245H109ZM226 256L228 259H215L209 260L205 259L204 264H264V252L261 256L257 258H231V250H226ZM0 264H43V262L38 258V252L33 253L32 245L27 236L20 238H15L10 235H6L3 242L2 252H0ZM114 264H127V260L121 262L116 260Z\"/></svg>",
    "mask_w": 264,
    "mask_h": 264
}]
</instances>
